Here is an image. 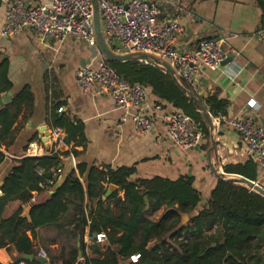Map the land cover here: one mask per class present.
Instances as JSON below:
<instances>
[{"label":"crops","instance_id":"0c3cea01","mask_svg":"<svg viewBox=\"0 0 264 264\" xmlns=\"http://www.w3.org/2000/svg\"><path fill=\"white\" fill-rule=\"evenodd\" d=\"M24 1L27 6L34 7L47 4L50 0ZM146 1L158 5L161 10L158 26L178 18L181 31L174 47L179 52L193 51L201 39L223 40L224 53L227 58L232 56V61L221 63L213 71L201 70L196 76L197 88L194 92L202 102L211 97L224 102L227 117L229 114L231 118L252 116L257 124L264 127V0ZM2 17L0 6V31ZM98 60L95 49L71 37L61 43L54 39L43 42L29 30L13 37L0 36V100L11 93L9 102L0 107L9 106L24 88H28L32 94L31 102L22 105L12 127V138L7 142H13L8 151L0 144V151L6 154L0 166V186L5 173L12 166V159L69 153L74 164L72 177L80 181L84 191L85 177L91 168L112 171L133 169L132 180L159 177L174 181L187 176L195 179L194 188L202 195L199 207L202 208L218 179L204 159L206 152L212 148L210 135L200 145V152L177 150L165 135V116L176 110L171 105H157L156 98L149 91H146L145 112L152 121V130L145 134L135 132L130 117L134 110L125 112L118 109L108 95L93 91L84 94L77 85L76 72L84 66L96 68ZM250 100L254 102V108L247 106ZM156 106L160 110L153 113ZM122 118L125 120L122 121ZM44 127L51 132L61 130V142L53 143L49 138L44 143L41 132ZM214 140L216 149L210 156L218 175L223 178L240 176L225 172V167L244 165L251 159L239 135L221 124L217 125ZM31 144L37 148L34 146L30 150ZM79 165L85 170L83 175L79 174ZM255 182L264 188L262 173L257 172ZM90 192L92 196H85L82 203L87 223L102 230L105 224L120 214L114 207V201L123 200L124 193L107 182L92 184ZM45 198L46 194L33 193L29 204L9 202L3 217L19 213V217L27 219L30 206ZM67 199L68 214H73L74 206L79 202L72 195ZM164 212L165 207H162L156 213L148 211L145 217L157 222ZM67 217L69 215L58 217L59 223ZM183 217L181 220H184ZM72 231L73 227L58 229L54 225H45L34 229L33 233L26 232L36 254L32 260L38 258L40 251L46 254L45 264H50L51 258H67L74 250L79 253L80 238L73 237ZM84 233V255L89 259H102L110 247L107 239L97 244L94 238L99 233L90 236L89 227H85ZM16 261L17 252L13 244L0 249V264H16ZM82 262L83 258L77 256L74 264ZM120 264L131 263L127 259Z\"/></svg>","mask_w":264,"mask_h":264},{"label":"trees","instance_id":"16d2710c","mask_svg":"<svg viewBox=\"0 0 264 264\" xmlns=\"http://www.w3.org/2000/svg\"><path fill=\"white\" fill-rule=\"evenodd\" d=\"M110 67L130 83L143 86L156 98L157 105H171L195 121L203 122L196 106L177 87L169 74L141 62L114 63ZM182 86L194 96L190 87ZM32 94L28 88L22 89L6 107H0V144L5 151L12 144V127L22 109L28 105ZM213 118L226 114V104L214 97L203 100ZM204 124V122H203ZM209 132L205 128V139ZM69 157V153H54L39 157L12 159L11 168L5 173L0 192V249L13 244L17 252L16 264H41L29 261L25 256H36L32 242L26 232L45 225H54L58 229L73 227L71 235L79 236L81 264H120L133 255H139L135 264H264V199L247 188L231 182L217 179L208 194L202 208L201 193L194 188L193 177L182 176L170 181L156 177L151 180H132L134 170L121 168L98 170L91 168L83 185L71 177L52 195L49 191L57 178L55 173L60 162ZM6 154L0 151V166ZM80 175L84 168L79 165ZM226 173L240 175L255 182L257 167L250 159L244 165L225 167ZM107 182L123 191V200H115L114 207L120 211L118 217L109 221L101 229L88 224L82 206L84 197L92 196V184ZM33 193L46 198L32 204L28 218L15 213L4 218L9 202L19 201L29 204ZM72 195L79 204L74 213L68 214L67 197ZM144 197L147 199L145 200ZM162 207L165 212L157 222L146 219L148 211L156 213ZM69 215L59 223L58 217ZM186 215L188 223L181 225V217ZM85 227L89 235L104 233L110 247L102 259H89L84 255ZM9 250V249H8ZM78 252L65 258H51L50 264H74Z\"/></svg>","mask_w":264,"mask_h":264},{"label":"built area","instance_id":"2783aa9c","mask_svg":"<svg viewBox=\"0 0 264 264\" xmlns=\"http://www.w3.org/2000/svg\"><path fill=\"white\" fill-rule=\"evenodd\" d=\"M95 1L102 36L111 51L119 55H151L168 64L178 81L186 83L193 92L197 88V74L203 69L216 70L227 58L222 51L224 42L221 39H201L194 50L188 53L176 50L174 43L181 31L178 18L158 26L161 10L156 4L146 0ZM0 6L3 10L0 31L2 37H13L29 30L43 42L54 39L61 43L71 37L95 49L99 56L96 68L84 66L75 74L80 90L84 94L91 91L106 94L113 100L116 108L125 112L134 110L130 117L135 132L145 134L152 130V121L145 112L146 89L119 76L97 51L91 0H50L47 4L34 7L27 6L24 0H0ZM247 106L255 107L252 100ZM159 110L160 107L156 106L153 113ZM212 119L216 133L217 125L223 124L239 135L247 148L248 156L256 163L257 172L264 176V127L257 124L252 116L229 118L227 115H219ZM121 120L124 121L125 118ZM205 128L207 129L205 123L195 121L180 112L165 116L166 138L181 152H189L200 146L205 139ZM50 138L53 143L61 142V130H52ZM34 146L36 147L35 144L29 145V149L33 150ZM59 173L60 169L55 176ZM94 239L95 243L101 244L106 241V235L99 233ZM38 257L45 259L46 254L40 251ZM138 260L139 255L128 259L131 264Z\"/></svg>","mask_w":264,"mask_h":264},{"label":"water","instance_id":"95a60500","mask_svg":"<svg viewBox=\"0 0 264 264\" xmlns=\"http://www.w3.org/2000/svg\"><path fill=\"white\" fill-rule=\"evenodd\" d=\"M91 4H92V9H93V22H94V30H95V35H96L97 51L100 53V55H102L108 62H114V63H125V62H132V61L141 62V63H145L146 65L153 66L163 73L169 74L170 77L175 82V84L177 85V87L181 90V92L183 94H185L187 96V98L192 103L195 104L197 112L201 114L203 122L205 123V125L208 129V132L210 135V143H211L212 148H210L206 152L204 159L208 162V166H209V169L211 170V172L218 179H222L224 181L243 186V187L247 188L248 190H250L251 192L259 195L260 197H262L264 199V188L262 186H260L259 184H257L256 182L250 181V180H248L242 176L223 178L220 175H218L217 171L215 170L214 166L211 163V156H210L211 152L216 149V142L214 140L215 136L217 134L215 132L216 127L213 124V119H212L211 114L209 113V111L207 110L206 106L201 101V99L198 98L197 96H194L191 92L187 91L182 86V84L176 78L174 70L168 64H166L164 62H160L155 57H153L151 55L143 54V53L119 55V54H115L113 51H111L107 47V45L105 44V41H104L103 36H102L97 3L95 0H91ZM222 51L224 52L223 48H222ZM231 61H232V56H229L222 63L228 64ZM10 97H11V93H8L5 97H3L0 100V106H5L9 102ZM230 110H232V108ZM229 118H231V114H229ZM41 132L44 135L43 142L47 143L48 139L50 138L51 131L44 127V128H42ZM192 151L200 152V146L193 148ZM58 169H60V173L57 176V178L53 184L52 189L50 190V195H52L54 192H56L58 189H60L68 181V179H70L72 177L73 170H74V164H73L72 158L67 157V158L63 159L60 162V164L57 166V170ZM108 194H109V192L107 193V195ZM144 199L146 200L147 198L144 197ZM183 216H184L183 218L185 219V221H187V216L186 215H183ZM263 237H264V233L261 236V238H263ZM23 258L27 259V260H32L33 256H24ZM78 258L79 259L81 258L80 253H78ZM36 260H37V262H39L41 264L46 263V259H44V258L38 257V258H36Z\"/></svg>","mask_w":264,"mask_h":264},{"label":"rangeland","instance_id":"374dc122","mask_svg":"<svg viewBox=\"0 0 264 264\" xmlns=\"http://www.w3.org/2000/svg\"><path fill=\"white\" fill-rule=\"evenodd\" d=\"M183 217V216H182ZM184 219V218H183ZM185 223H186V221H185V219L184 220H181V225L183 226V225H185Z\"/></svg>","mask_w":264,"mask_h":264}]
</instances>
